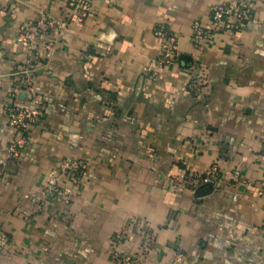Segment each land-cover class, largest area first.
<instances>
[{"label": "crops", "instance_id": "obj_1", "mask_svg": "<svg viewBox=\"0 0 264 264\" xmlns=\"http://www.w3.org/2000/svg\"><path fill=\"white\" fill-rule=\"evenodd\" d=\"M225 1L92 0L30 43L21 25L65 18L68 0H0V264H116L117 235L132 264H264V0L195 47ZM160 23L179 35L162 66ZM36 101L45 116L12 159L7 107ZM64 158L88 172L68 202L44 199L49 176L69 185ZM212 165L213 182L194 176Z\"/></svg>", "mask_w": 264, "mask_h": 264}, {"label": "built area", "instance_id": "obj_2", "mask_svg": "<svg viewBox=\"0 0 264 264\" xmlns=\"http://www.w3.org/2000/svg\"><path fill=\"white\" fill-rule=\"evenodd\" d=\"M91 7L92 0H68L65 18L47 14L36 21L23 23L19 40L34 43L37 40H43L51 32L61 33L70 22H83L89 16ZM252 16L253 2L250 0H227L222 2L211 9L209 28L205 27L200 21L194 23L192 41L195 47L200 48L202 44L213 39L220 32L244 29L251 21ZM155 32L164 39L158 64L162 66L176 62L179 55V35L166 23L158 24ZM45 47L51 50L53 48L52 42H46ZM202 80V75H193L190 84L191 89L194 90L196 86L197 88L200 87ZM45 107L44 102L41 101H36L34 105H20L18 103L8 105V124L14 131L9 146L12 159H21L30 139V129L43 120ZM87 172L88 165L85 161L64 158L60 164V174L68 179L69 185L62 184L59 176H49L45 187L41 191V196L44 199L68 202L72 194L75 193V187L81 183ZM218 174V165H212L205 173L194 174V176L203 182H213ZM188 178L190 179L189 175ZM240 179V172L234 171L233 180L238 181ZM172 181L175 184L180 183L177 176H173ZM3 236L5 237V235ZM121 238V235L115 237L118 243L112 249V260L116 264H132L141 260V254L132 255L123 252L119 246Z\"/></svg>", "mask_w": 264, "mask_h": 264}]
</instances>
